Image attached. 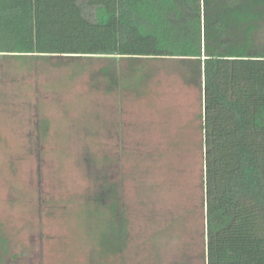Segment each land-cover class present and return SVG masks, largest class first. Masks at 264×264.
<instances>
[{"label": "rangeland", "instance_id": "374dc122", "mask_svg": "<svg viewBox=\"0 0 264 264\" xmlns=\"http://www.w3.org/2000/svg\"><path fill=\"white\" fill-rule=\"evenodd\" d=\"M190 66L0 56L3 264H205L202 86L180 75ZM116 212L123 244L103 252Z\"/></svg>", "mask_w": 264, "mask_h": 264}, {"label": "trees", "instance_id": "16d2710c", "mask_svg": "<svg viewBox=\"0 0 264 264\" xmlns=\"http://www.w3.org/2000/svg\"><path fill=\"white\" fill-rule=\"evenodd\" d=\"M0 56L191 63L180 75L202 86L204 263L264 264V0H0ZM117 214L103 252L123 244Z\"/></svg>", "mask_w": 264, "mask_h": 264}]
</instances>
